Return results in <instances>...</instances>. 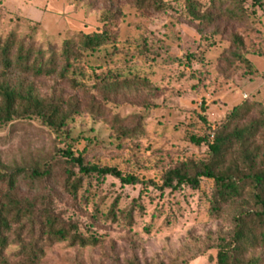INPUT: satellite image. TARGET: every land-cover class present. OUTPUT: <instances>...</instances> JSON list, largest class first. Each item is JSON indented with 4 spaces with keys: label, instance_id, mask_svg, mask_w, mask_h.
Wrapping results in <instances>:
<instances>
[{
    "label": "rangeland",
    "instance_id": "rangeland-1",
    "mask_svg": "<svg viewBox=\"0 0 264 264\" xmlns=\"http://www.w3.org/2000/svg\"><path fill=\"white\" fill-rule=\"evenodd\" d=\"M188 1L213 21L194 22ZM211 1L167 0L164 11L154 12L139 8L137 0H0V36L15 30L19 39L46 50L60 51L79 33L101 32L103 13L115 22V43L84 55L88 73L119 74L107 90L95 88L90 77L78 78L75 87L58 78H25L41 98L79 104L65 127L68 137H57L36 118L0 125V172L23 171L16 192L29 200L43 195L57 216L99 240L85 248L54 244L40 264H216L217 240L232 234L235 212L213 214L210 180L170 189L162 187V177L205 160L208 142L235 107L264 109V0H214V7ZM227 7H241L242 21L220 17L219 8ZM233 34L242 38L243 52ZM126 128L141 131L120 135ZM190 136L206 141L196 145ZM65 150L138 182L84 176L73 198L64 184L80 173ZM17 250L12 244L7 253Z\"/></svg>",
    "mask_w": 264,
    "mask_h": 264
},
{
    "label": "trees",
    "instance_id": "trees-1",
    "mask_svg": "<svg viewBox=\"0 0 264 264\" xmlns=\"http://www.w3.org/2000/svg\"><path fill=\"white\" fill-rule=\"evenodd\" d=\"M188 3L194 22L213 21L214 15L201 13L196 4ZM136 4L154 12L167 8V0H137ZM211 6L214 7V0ZM218 15H229L228 19L242 21L243 9L219 8ZM101 21V32L79 33L75 38H68L60 51L36 48L31 41L19 39L15 30L5 37L0 36V125L12 118H36L57 137H68L69 131L65 127L78 113L79 104L67 103L62 96L41 98L35 93L33 84L25 83V78H58L75 87L80 85L78 78L90 77L97 83H94L95 88L107 90L115 83L110 79L119 74L88 73L84 58L87 52L94 53L115 43L113 15L103 13ZM232 38L233 44L243 52L242 38L235 34ZM235 55L245 66L251 67V62L240 52ZM123 87H128L127 82ZM140 131L139 128H126L120 130V135L132 138ZM188 140L196 145L206 141L197 136H190ZM63 155L80 173V177L74 180L68 177L64 184V189L73 198L78 196L84 176L110 175L127 185L138 182L136 177L123 175L115 167L86 164L71 150H65ZM22 172L20 169L11 173L0 172V264H40L46 249L62 242L81 248L98 245L96 237L83 236L74 222H65L57 216L48 198L41 195L29 200L20 196L16 184ZM32 173L39 179L40 173L36 170ZM44 173L49 176V172ZM203 178L213 182V214L223 213L225 209L235 212L232 234L217 240L216 264H264V109L260 105L235 107L215 130L213 140L208 142L207 158L166 171L162 187L177 189L187 185L198 188ZM12 244L18 250L9 255L7 251Z\"/></svg>",
    "mask_w": 264,
    "mask_h": 264
}]
</instances>
